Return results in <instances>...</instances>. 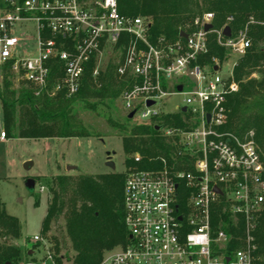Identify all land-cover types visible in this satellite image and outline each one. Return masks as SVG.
<instances>
[{"label": "built area", "instance_id": "built-area-1", "mask_svg": "<svg viewBox=\"0 0 264 264\" xmlns=\"http://www.w3.org/2000/svg\"><path fill=\"white\" fill-rule=\"evenodd\" d=\"M1 10L0 68L11 64L18 79L43 89L49 84L51 65L57 62L62 74L51 92L65 90L73 96L90 61L95 58L97 75L116 51L119 74L130 72L140 79L121 96L126 110L137 112L145 106L141 119L152 120L162 115L154 108L159 99L186 96L175 111L187 108L183 113L189 128L162 131L179 138L185 153L194 158L195 169L174 175L130 169L124 183L129 243L106 253L99 264H264L255 235L264 209V164L256 133L238 136L222 130L228 119L227 96L240 88L234 67L253 45L247 29H231L230 36L223 33L228 25L206 30L215 15L205 12L195 19L188 38L153 42L149 20L122 14L117 0H4ZM210 32L217 34L229 56L222 63L213 57L202 65L199 60L207 53ZM29 44L33 48L27 49ZM231 56L237 59L222 77L221 67ZM175 79L186 83L172 87ZM148 100L155 104L148 106ZM5 137L2 131L1 138ZM135 160L140 162V156ZM183 197L187 202L182 207ZM220 210L216 222L214 213ZM228 213L233 225L242 229L236 248L230 246L233 233L224 221Z\"/></svg>", "mask_w": 264, "mask_h": 264}, {"label": "trees", "instance_id": "trees-1", "mask_svg": "<svg viewBox=\"0 0 264 264\" xmlns=\"http://www.w3.org/2000/svg\"><path fill=\"white\" fill-rule=\"evenodd\" d=\"M122 14L143 16L150 22V38L156 42L165 38L169 43L183 37L181 32L194 29L195 19L205 12H213L214 29L225 25L233 32L247 29L253 45L248 53L239 57L234 67V80L239 91L227 96L228 119L222 130L243 136L249 131L256 133L255 141L264 164V0H117ZM232 19V20H229ZM208 50L199 60L206 65L213 57L222 63L229 52L218 42L215 32L208 34ZM129 37H126V42ZM121 43L118 47H121ZM95 58L88 64L78 93L68 96L63 90L51 92L52 84L61 76V65H51V75L47 87L41 89L33 83L18 79L12 72L11 64L3 67V81L0 83V103L3 108L5 136L9 138L47 139L95 137L92 130L79 116L80 109L98 113L106 118L123 139V151L127 155L126 167L142 170L167 171L174 175L179 170L193 171L192 158L179 142L178 137H168L162 128H189L188 115L175 111L162 114L150 122L130 125L133 120L128 115L125 123L114 118V101L140 82L130 72L120 75L118 65L109 61L105 70L94 74ZM22 83L15 89L13 80ZM161 127L157 130L156 127ZM101 137V136H99ZM132 154L140 156L136 162ZM126 175L120 172L96 176L80 174L44 177L51 190L42 231H50L51 223L65 218V231L70 237L72 249L76 251L71 264H99L108 251L129 243V232L125 225ZM183 207L187 198H181ZM256 232L259 253H264V209L261 212ZM220 221L221 210L214 213ZM227 229L232 230L230 246H239L242 229L233 225V219L224 215ZM22 223L18 217L7 212L0 193V264H18L23 260L20 248L3 238L17 239L21 235ZM55 251L59 241L54 237ZM106 252V253H105ZM54 264H62V257H55Z\"/></svg>", "mask_w": 264, "mask_h": 264}, {"label": "rangeland", "instance_id": "rangeland-1", "mask_svg": "<svg viewBox=\"0 0 264 264\" xmlns=\"http://www.w3.org/2000/svg\"><path fill=\"white\" fill-rule=\"evenodd\" d=\"M3 5L4 0H0V13ZM28 48L33 47L29 44ZM113 55L108 62L113 61L114 64H117V52L115 51ZM236 59V56H231L223 63L219 73L222 77L228 75ZM107 64L102 65L100 70H105ZM2 70L3 68H0V83H2L4 75ZM13 82L15 89L22 86V83L16 79ZM177 82L186 83V80L175 79L171 86L173 87ZM172 87L169 88V91L172 90ZM185 98L186 96L183 94L168 95L159 99L154 108L162 114L175 112L178 105L185 104ZM144 109L145 106L139 108L130 125L151 121L141 119ZM112 111L115 120L121 123H125V117L130 113L124 108L121 97L114 101ZM79 116L92 130L98 131V135L101 137L31 140L5 137V139H1V132L5 131V127L3 108L0 103V193L4 204H6L7 212L18 217L22 223L20 237L17 239L3 238L2 241H7V244L20 248L24 258L18 264H54L56 256L62 257V264H71L76 255V251L72 249L70 237L65 231V218L61 216L60 219L54 220L49 232L42 231V224L52 195L44 177L47 179L59 175L77 177L80 174L96 176L113 172L127 175V172L132 169L126 167L127 155L123 151V139L118 135L117 129L96 112L81 108ZM135 156L137 154L131 155L134 159ZM108 161H113L115 167H109ZM26 162H32V164L26 167ZM69 166L75 167V169L70 170ZM32 179H35V184L28 187L27 182ZM36 235H39L40 239H35ZM54 237L58 238L60 251H55ZM118 247L120 246L115 249Z\"/></svg>", "mask_w": 264, "mask_h": 264}, {"label": "water", "instance_id": "water-1", "mask_svg": "<svg viewBox=\"0 0 264 264\" xmlns=\"http://www.w3.org/2000/svg\"><path fill=\"white\" fill-rule=\"evenodd\" d=\"M212 28H213V24H210V23L207 24V25L205 26V29H206V30H210V29H212ZM223 33H224L226 36H230V35H231V27H230V26H226V27L224 28V30H223ZM181 36L184 37V38H188V37H187V34H186L185 32H181ZM215 68H216V70L218 69L217 67H215ZM183 88H184L183 85H181V84L178 85V90H179V91H182ZM147 103H148V106H152V105L155 104V102L152 101V100H148ZM186 110H187L186 107H183V108H182V111H183V112H185ZM135 113H136V111H131V112L128 114V117H129V118H133L134 115H135ZM210 119H211V117H210V115L208 114V120H210ZM160 128H161V127H159V126L156 127L157 130H160ZM31 164H32V162H26V163H25V166L28 167V166H30ZM107 165H108L109 167H111V168H114V167H115L113 161H108V162H107ZM68 169H70V170H74L75 167L69 166ZM34 184H35V179L28 180V182H27V186H28V187H32V186H34ZM215 190H216L217 192L220 193V189H219L217 186L215 187ZM182 218H183V217L180 216V219H182ZM6 264H12V263L7 262Z\"/></svg>", "mask_w": 264, "mask_h": 264}, {"label": "crops", "instance_id": "crops-1", "mask_svg": "<svg viewBox=\"0 0 264 264\" xmlns=\"http://www.w3.org/2000/svg\"><path fill=\"white\" fill-rule=\"evenodd\" d=\"M2 139V138H1ZM5 139V138H4Z\"/></svg>", "mask_w": 264, "mask_h": 264}]
</instances>
